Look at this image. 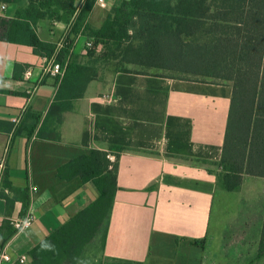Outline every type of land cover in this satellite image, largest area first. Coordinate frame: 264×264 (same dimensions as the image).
Segmentation results:
<instances>
[{
    "label": "crops",
    "instance_id": "obj_1",
    "mask_svg": "<svg viewBox=\"0 0 264 264\" xmlns=\"http://www.w3.org/2000/svg\"><path fill=\"white\" fill-rule=\"evenodd\" d=\"M104 1L89 17L95 27L118 0ZM2 5L0 16H11L14 10ZM68 31L65 22L37 23L45 42L56 44ZM88 40L77 36L69 55L85 58ZM48 59L30 46L0 41V121L19 124L28 108L45 116L58 89ZM17 64L26 66L22 79L14 77ZM232 93L229 84L113 70L88 84L60 125L47 128L59 139L0 130L8 183L0 189V264H21L22 255L97 198L91 181L58 175L93 149L118 161L104 264H227L229 235L217 215L249 214L256 203L264 208V177L244 175L238 191L219 185ZM28 215L34 217L30 228L17 229L13 221Z\"/></svg>",
    "mask_w": 264,
    "mask_h": 264
},
{
    "label": "trees",
    "instance_id": "obj_2",
    "mask_svg": "<svg viewBox=\"0 0 264 264\" xmlns=\"http://www.w3.org/2000/svg\"><path fill=\"white\" fill-rule=\"evenodd\" d=\"M96 2L0 0L6 5L3 11L14 10L11 16H0V41L30 46L38 55L51 58L57 46L41 40L38 21L69 24L63 37L69 46L57 56L66 72L57 78L58 89L47 113L28 108L19 124L0 121V130L14 128L19 136L31 138L36 133L39 138L59 139L47 128L61 124L63 113L73 109L88 84L102 78L100 65L108 61H117L114 71L119 72L150 73L129 65L179 71L188 78L178 79L229 84L233 89L218 163L220 187L238 191L244 175L264 177V0H118L101 27L89 22ZM80 34L93 43L85 58L69 55ZM98 45L105 49L96 56ZM25 67L16 65V79H22L19 73ZM117 174L118 161L96 149L59 168L62 179L91 181L98 196L30 250L32 264H87L85 254L96 239L101 240L103 254ZM4 180L1 190L8 185ZM246 264H264V216L255 258Z\"/></svg>",
    "mask_w": 264,
    "mask_h": 264
},
{
    "label": "rangeland",
    "instance_id": "obj_3",
    "mask_svg": "<svg viewBox=\"0 0 264 264\" xmlns=\"http://www.w3.org/2000/svg\"><path fill=\"white\" fill-rule=\"evenodd\" d=\"M104 49L105 47L103 45H98L95 55L99 56L104 51ZM115 63L117 64V61H108L102 63L100 65L101 76L103 77L105 74H107V72L113 71ZM129 67L136 71L139 70L144 72H150L152 74H160L163 76H171L174 78H188L187 75H184L179 71H169L165 69L156 68L147 69L138 65H129ZM218 209L219 208L217 205L215 208V213L218 212ZM263 209L264 208L262 204V211ZM239 211L240 212L238 214L228 216L223 214L221 210L220 214L217 215V217H219V220H221V225L226 226L225 235H229V238L223 247V252L228 261L227 264H246L254 260L256 254V248L258 244L264 213L260 210V206L258 203L252 205L249 210V214H241L243 210ZM86 261L87 264H99L100 261L102 264H104V262L106 261V257L102 255L100 239H96L95 242L91 245L89 251L86 252L85 262Z\"/></svg>",
    "mask_w": 264,
    "mask_h": 264
},
{
    "label": "built area",
    "instance_id": "obj_4",
    "mask_svg": "<svg viewBox=\"0 0 264 264\" xmlns=\"http://www.w3.org/2000/svg\"><path fill=\"white\" fill-rule=\"evenodd\" d=\"M96 5H99V6H102V7L106 6L104 0H97ZM2 8L6 9V5L3 4ZM68 46H69V43L66 42L64 39H61L57 43L56 52L54 53V55L51 58L48 59L49 64L47 65V71L49 73H51L53 76H55L56 78H59V80L62 79V77L64 76V74L66 72V66H64L61 62H59L57 60V56H58V53L62 49L66 48ZM92 47H93V43L88 40V42L85 45V54H87L88 50L91 49ZM69 48L71 49V47H69ZM107 102L110 103V100H107ZM110 157L112 159H114L113 156H110ZM5 168H6V165H5L4 160H0V188H1V185H2L4 177H5ZM32 190L36 191L37 188L33 187ZM33 221H34V217L32 215H28L24 219L14 220L13 224L19 230H26V229L30 228V226L32 225ZM2 258L4 260H9L10 256L7 253H5V254L2 255ZM29 259H30V257L28 255H22L19 258V262L21 264H26V263H28Z\"/></svg>",
    "mask_w": 264,
    "mask_h": 264
}]
</instances>
